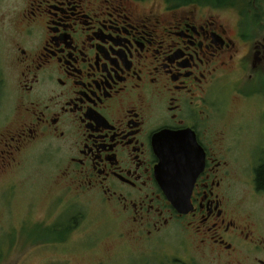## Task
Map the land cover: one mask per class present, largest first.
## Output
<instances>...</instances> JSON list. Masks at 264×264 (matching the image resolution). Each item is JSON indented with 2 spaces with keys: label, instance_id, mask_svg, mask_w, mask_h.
I'll use <instances>...</instances> for the list:
<instances>
[{
  "label": "flooded vegetation",
  "instance_id": "flooded-vegetation-1",
  "mask_svg": "<svg viewBox=\"0 0 264 264\" xmlns=\"http://www.w3.org/2000/svg\"><path fill=\"white\" fill-rule=\"evenodd\" d=\"M207 3L20 0L0 20V86L11 102L0 130V184L44 148L73 196L97 201L122 236L140 243L171 231L189 255L264 264V230L233 195L238 160L214 98L232 74L238 86L264 83V36L252 39L240 18L232 27L215 18ZM185 130L200 147L201 170L189 210L179 213L156 178L155 138ZM260 133L248 160L255 194L264 193V123Z\"/></svg>",
  "mask_w": 264,
  "mask_h": 264
},
{
  "label": "rangeland",
  "instance_id": "rangeland-1",
  "mask_svg": "<svg viewBox=\"0 0 264 264\" xmlns=\"http://www.w3.org/2000/svg\"><path fill=\"white\" fill-rule=\"evenodd\" d=\"M19 1L0 0V20L3 15L10 16ZM205 1L215 18L231 27L240 18L248 36H264V0L256 1L257 10L251 0ZM231 76L214 90V98L224 113L227 144L238 160L231 162L237 171L232 178L233 195L264 230V193L253 191L248 163L255 155L254 147L260 144L264 83L246 79L239 87L233 83L238 75ZM245 95L251 98L244 99ZM10 104L6 88L0 86V130L7 121ZM49 156L44 148H35L26 154V169L0 184V264H176L172 261L175 258L187 262L182 264H223L213 255L202 256L192 250L189 255L186 248L177 245L182 238L171 231L161 239L140 243L122 236L124 230L115 217L97 201L73 196L67 183L59 180L62 167ZM10 185L15 186L11 189L7 187Z\"/></svg>",
  "mask_w": 264,
  "mask_h": 264
},
{
  "label": "water",
  "instance_id": "water-1",
  "mask_svg": "<svg viewBox=\"0 0 264 264\" xmlns=\"http://www.w3.org/2000/svg\"><path fill=\"white\" fill-rule=\"evenodd\" d=\"M188 130L160 132L155 138V151L160 163L156 178L168 201L179 213L189 210L192 184L201 170L196 154L200 147Z\"/></svg>",
  "mask_w": 264,
  "mask_h": 264
}]
</instances>
